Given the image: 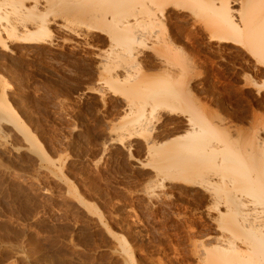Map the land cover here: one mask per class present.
<instances>
[{"label": "rangeland", "instance_id": "rangeland-1", "mask_svg": "<svg viewBox=\"0 0 264 264\" xmlns=\"http://www.w3.org/2000/svg\"><path fill=\"white\" fill-rule=\"evenodd\" d=\"M169 22L168 35L191 63L194 94L213 122L239 130L234 145L241 147L254 127H264V66L238 43L211 41L187 13ZM64 47L60 55L0 52V97L5 87L60 166L52 168L1 123L0 264H200L195 244L221 234L206 216L208 202L170 188L169 195L148 196L144 143L135 144L130 159L111 140L120 110L111 96L103 102L87 92L93 51ZM2 185L13 190L2 193Z\"/></svg>", "mask_w": 264, "mask_h": 264}, {"label": "bare ground", "instance_id": "bare-ground-1", "mask_svg": "<svg viewBox=\"0 0 264 264\" xmlns=\"http://www.w3.org/2000/svg\"><path fill=\"white\" fill-rule=\"evenodd\" d=\"M236 4L237 0H0V52L13 56L19 49L44 50L60 55L65 44L71 50L93 51L94 79L87 92L103 102L111 96L120 110L118 125L110 129L111 140L130 159L135 144L144 143L147 161L140 166L148 171L144 190L149 197L169 195L164 190L170 188L208 202L206 216L221 234L214 242L195 244L200 264H264V127L253 131L252 126L243 145H234L239 130L231 133V127L208 117L190 84L191 63L168 35L167 25L174 14L187 13L202 22L211 41L238 43L263 67L264 0H246L240 9ZM244 33L246 43L241 40ZM1 123L38 149L52 168L60 169L9 102L5 87ZM163 127H168L165 134ZM2 186V193L13 190ZM128 255L134 260L133 253Z\"/></svg>", "mask_w": 264, "mask_h": 264}]
</instances>
